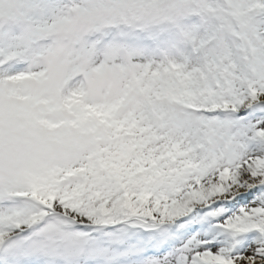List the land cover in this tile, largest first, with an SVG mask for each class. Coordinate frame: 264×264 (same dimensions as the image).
I'll use <instances>...</instances> for the list:
<instances>
[{
    "label": "snow or ice",
    "instance_id": "6c2138e0",
    "mask_svg": "<svg viewBox=\"0 0 264 264\" xmlns=\"http://www.w3.org/2000/svg\"><path fill=\"white\" fill-rule=\"evenodd\" d=\"M0 264H264V0H0Z\"/></svg>",
    "mask_w": 264,
    "mask_h": 264
}]
</instances>
